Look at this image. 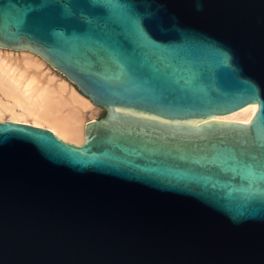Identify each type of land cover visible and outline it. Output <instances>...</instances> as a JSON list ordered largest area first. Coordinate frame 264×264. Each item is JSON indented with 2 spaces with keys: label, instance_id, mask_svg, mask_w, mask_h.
<instances>
[{
  "label": "water",
  "instance_id": "1",
  "mask_svg": "<svg viewBox=\"0 0 264 264\" xmlns=\"http://www.w3.org/2000/svg\"><path fill=\"white\" fill-rule=\"evenodd\" d=\"M0 47L106 110L0 121V264H264V0H0Z\"/></svg>",
  "mask_w": 264,
  "mask_h": 264
},
{
  "label": "bare ground",
  "instance_id": "2",
  "mask_svg": "<svg viewBox=\"0 0 264 264\" xmlns=\"http://www.w3.org/2000/svg\"><path fill=\"white\" fill-rule=\"evenodd\" d=\"M16 52L23 54L21 59L11 54ZM44 62L36 53L0 47V91L7 98L0 96V121L8 114L11 121L46 127L66 141L81 144L84 110L95 104L67 78L79 92L66 79L41 71ZM256 109V104H250L215 119L250 121Z\"/></svg>",
  "mask_w": 264,
  "mask_h": 264
},
{
  "label": "rangeland",
  "instance_id": "3",
  "mask_svg": "<svg viewBox=\"0 0 264 264\" xmlns=\"http://www.w3.org/2000/svg\"><path fill=\"white\" fill-rule=\"evenodd\" d=\"M15 58H18V59H21L23 54L21 52H16V53H11ZM41 71H43L44 73H51L53 72V74L55 76H57L58 78H63V79H66V77L60 73L59 71H57L56 69H52L46 62H44V65L41 66ZM67 80V79H66ZM68 81V80H67ZM69 82V81H68ZM71 85H73L71 82H69ZM74 86V85H73ZM74 88L76 89V87L74 86ZM77 90V89H76ZM78 91V90H77ZM79 92V91H78ZM0 96L5 100L7 101V98H5L2 94H1V91H0ZM84 119L85 121L87 122L88 120L90 119H94V118H97L102 110H100L99 108H97V106L93 105V106H89L87 107L85 110H84ZM9 115L6 114L5 115V118H4V121L5 120H9Z\"/></svg>",
  "mask_w": 264,
  "mask_h": 264
},
{
  "label": "flooded vegetation",
  "instance_id": "4",
  "mask_svg": "<svg viewBox=\"0 0 264 264\" xmlns=\"http://www.w3.org/2000/svg\"><path fill=\"white\" fill-rule=\"evenodd\" d=\"M97 108H99L100 110H102V112H101V114L96 119H99V118H101V117H103V116L106 115V110L104 108H101L99 106H97ZM84 135H85V131H84Z\"/></svg>",
  "mask_w": 264,
  "mask_h": 264
}]
</instances>
